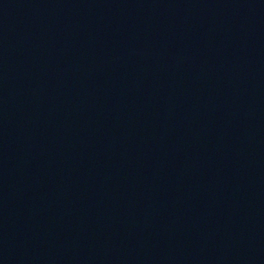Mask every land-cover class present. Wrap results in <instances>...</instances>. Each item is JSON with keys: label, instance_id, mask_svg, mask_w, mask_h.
Listing matches in <instances>:
<instances>
[{"label": "water", "instance_id": "95a60500", "mask_svg": "<svg viewBox=\"0 0 264 264\" xmlns=\"http://www.w3.org/2000/svg\"><path fill=\"white\" fill-rule=\"evenodd\" d=\"M0 264H264V0H0Z\"/></svg>", "mask_w": 264, "mask_h": 264}]
</instances>
